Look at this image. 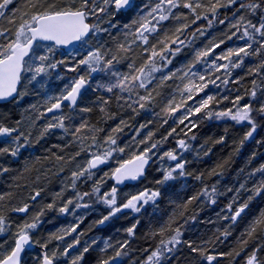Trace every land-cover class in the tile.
Segmentation results:
<instances>
[{
  "label": "snow or ice",
  "instance_id": "obj_1",
  "mask_svg": "<svg viewBox=\"0 0 264 264\" xmlns=\"http://www.w3.org/2000/svg\"><path fill=\"white\" fill-rule=\"evenodd\" d=\"M218 25L223 26L218 34L209 32ZM206 36L207 42L196 46ZM184 49H191V59L174 71L169 69ZM197 65H204L202 72ZM222 69L223 78L217 75ZM237 69L242 74L233 77ZM229 83L243 87V93L240 87L234 96L232 89L220 97L205 93L209 85L220 88ZM164 89L173 91L162 101ZM201 93L205 95L196 100ZM142 114L154 118L139 122ZM200 120L244 126L235 153L264 127V0H147L142 4L136 0H0V264H87L86 255L98 240L81 244L85 232L77 229L83 216L46 238L38 230L47 213L75 216L77 209L91 207L82 201L93 196L107 212L89 230L109 224L117 214L126 216L125 210L138 214L123 229L122 241H103L95 264H130L138 238L159 240L154 248L137 249L144 256L131 264H221L218 256L232 258L234 264L241 253L243 264H264V208L251 214L237 247L215 252L216 244L227 240L232 227L251 213L253 201L259 198L264 203V164L248 173L249 178L257 173L262 177L251 187L246 181L226 190L218 188L219 181L209 187L200 172L194 178L203 187L181 203L169 196L175 207L167 221L137 236L141 215L149 205L155 212L165 196L162 189L193 175L186 168L190 161L182 155L191 145L176 137L183 133L196 140ZM152 124L158 127L142 135ZM126 129L134 135L121 143ZM228 131L225 127V135L214 143L224 144ZM170 138L176 148L167 147ZM255 142L264 146L262 140ZM37 145L44 155L28 151ZM210 152L207 148L203 155ZM254 158L255 153L250 159ZM165 159L174 166L154 169L157 161ZM230 161L231 157L217 163L207 176L223 178ZM153 170L161 175L149 179ZM52 176L59 177L62 186L48 200L42 195L47 191L43 185L51 183ZM108 180L114 183L101 191ZM89 181L91 192H81L78 185ZM145 181L156 187L124 193L120 199V186ZM68 191L73 193L71 198L65 195ZM233 192L226 205L228 214H217L228 221L222 230L217 227L199 242L183 238L185 225L197 220L195 212L186 215L190 205L197 201L201 206L216 205L219 196Z\"/></svg>",
  "mask_w": 264,
  "mask_h": 264
},
{
  "label": "trees",
  "instance_id": "obj_2",
  "mask_svg": "<svg viewBox=\"0 0 264 264\" xmlns=\"http://www.w3.org/2000/svg\"><path fill=\"white\" fill-rule=\"evenodd\" d=\"M144 2H147V0H136V3L142 4ZM195 28V25L193 26V29ZM223 28L222 25H218L214 29H210L209 32L212 34H218L220 29ZM209 37H201L199 40H197L196 46H202L203 43L207 42V39ZM187 39H191L190 36L187 37ZM229 44L232 42L229 41ZM242 43V42H239ZM220 50L218 49L217 52ZM191 59V49H184L183 53L176 57V59L173 61L172 65H169L168 68L172 69L173 71L177 67L183 66L187 61ZM224 63V62H220ZM197 68L202 72L204 69V65H197ZM126 70V69H125ZM168 69H165V72H167ZM236 73H241V69H237L233 71V77L236 76ZM72 75V74H69ZM157 77H159L160 73L155 74ZM217 75L221 76L223 78L224 71L221 70L220 73H217ZM247 82V78L245 81H242L243 83ZM62 83V82H57ZM172 82L169 81V84ZM176 83H179V81H176ZM217 84H220V81H216ZM250 87V85H248ZM237 87H240L239 85H234L232 83H229V85L224 86L221 85L220 88H216L213 85H209V88L205 90V93L209 94H216L218 97L223 96L228 92L229 89H232V95L234 96L235 89ZM173 91V89H164L163 90V97L159 98L163 101L164 98L169 97L170 93ZM244 89L243 87H240V92L243 93ZM205 93H201L199 96H197L195 99L199 100L201 97L205 95ZM32 97H29L28 100H32ZM178 99V97H177ZM192 103V102H189ZM221 108L224 107V104L220 105ZM160 110V106L158 105L156 108V111L158 112ZM183 111V109H181ZM180 113H176V116L178 117ZM153 114H142L140 117H137V120L139 122H144L145 119H153ZM194 120H199L198 116L192 117ZM42 123L38 122L37 130L39 128V124ZM169 123L171 124L172 121L169 120ZM158 126L156 124L149 125L148 128H145L142 130V135L145 134L149 129L155 130ZM167 127V125H165ZM184 126L181 125L180 128H183ZM225 127H228L229 131L226 135L224 144H215L214 140L218 138L221 135H225L224 129ZM246 129L242 125H235L232 121H218V120H200L198 128L195 130L196 134V140H189L188 137H184L183 133H180L179 136L176 138H183L188 141V143L191 145V150L189 152L183 153V158H187L190 163L186 165V168L193 173L192 176H188L186 178H181L178 181L170 182L173 186L171 188L165 187L162 189V191L165 192V196L162 200L159 201V207L156 208L155 212H153V206L149 205L147 206V213H144L141 215V224L138 226L137 229V236L143 237L145 232L149 228L158 229L164 222L167 221L169 215H171L173 208L175 207V204H173L171 201H175V203H181L185 201L188 197L191 195L196 194L203 185L200 181L196 180L194 177L195 175H199L200 172L205 173V183L210 187L213 183L216 181H219L220 183L217 185L219 189L226 190L227 187H238L240 183L247 182V186L251 187L254 182H258L262 177L260 173H257L254 177L249 178L248 173L251 171H254L255 168L259 167L261 164H264V146H261L260 144H257L256 140H262L264 141V127L258 128L257 132L254 134V139L249 140L245 142V145L243 148L240 149L238 153L234 152L235 147L237 146V143L240 138H242L243 132ZM162 131V129H161ZM179 131V129H178ZM35 135V131H34ZM134 135V132L131 129H126L125 134L122 135L121 143L128 141L130 137ZM192 133H189V136H191ZM54 139V138H53ZM43 143V142H42ZM201 145H204V148H201ZM167 147L176 148L175 140H171L170 143L167 145ZM210 148L211 152L208 156H204L203 152L205 149ZM29 152H34L37 155H44L43 149L40 148L39 145H37L36 149H29ZM177 151L179 149L177 148ZM200 152L199 158L196 156V152ZM253 153H255V158L250 159L252 157ZM25 156L28 155V152L24 153ZM125 157H127V153L125 154ZM231 157V161L229 165L227 166L225 175L223 178L221 177H208L207 173L215 167L217 163H222L223 160L228 159ZM113 167L117 166L115 161H110ZM175 162L173 161H157V164L154 166L155 168H158L159 165H163L164 168H168L170 166H174ZM243 168L244 172H240V169ZM107 171V167L104 169ZM153 170L151 175L155 173L153 176H160L161 173L159 171ZM64 176H67L68 173H64ZM150 175V176H151ZM149 179H151L149 177ZM64 183H67L68 181H63ZM113 184L111 180H108L107 183L104 185V187L101 189L103 191L105 188H107L109 185ZM47 191L46 193H43L42 195H46L48 200L51 199V194L53 191H59L62 186V181L59 177L52 176L51 177V183H45L43 185ZM3 185L0 184V188H2ZM144 187H156L154 184L149 183L148 181H145L143 184L137 183L133 186L127 187L129 188H136V189H143ZM78 189L83 191H89L91 192V181H89L87 184H81L78 185ZM126 190V189H124ZM123 191V189H122ZM123 192L119 193V197L122 200L124 199ZM67 197L71 198L73 196V193L71 191L66 192L65 194ZM234 195L233 193H226V195L219 196L217 198V204L216 205H204L201 206V202L197 201L193 205L189 206V211L186 213L187 216L192 215L194 212L197 214V220L195 222L189 220L188 224L185 225L184 228V239L188 240H194L199 242L200 240L206 239L208 236H211L217 227H220L221 230L224 226L228 224V221H222L218 217V213L220 215H226L227 208L226 205L229 202V198ZM246 195V194H244ZM169 196H171V201L169 200ZM201 200H203V197H201ZM89 203L91 205L88 209H77L76 215L68 214V215H61L55 212L47 213L45 217H43V223L41 224L38 232L43 237H47V235L51 232H55L63 227H68L71 224L77 222V218L79 216L84 217V222L80 224L79 229H77V232L83 231L85 232V235L81 237V244L84 243V241L91 242L93 238L98 240V244L94 246V250H90V253L86 255L87 264H95L96 259L101 255L99 252V248L103 246V241L105 239H110L111 243H116L118 240H123L125 238V233L123 229L127 226H130L131 223L134 221L135 218H137L138 214L135 213V215L129 214V212L125 211L127 214L126 216L124 214H117L116 218H113V220L105 225V226H93L91 230H89V226L93 224V221L99 217L101 213H106L107 209L104 205L95 202V197H85L84 201L82 203ZM71 207V206H70ZM264 208V203L260 202L259 198H257L256 201H253V203L250 205L251 213L249 215L244 216L243 220H240L237 225H234L231 229L232 235L228 237L227 240H224L222 243L218 242L215 246V252H228L231 251L233 248L237 247L236 240L240 237V233L244 230L246 227V224L248 220L251 217V214H255L258 212L259 209ZM151 221V223H149ZM205 221V222H201ZM210 221H216V223H211ZM182 222V221H181ZM119 229V231H117ZM73 235H76V233H73ZM2 239V238H0ZM69 241H71L72 237H67ZM159 238L156 240L152 239H143L138 238L135 243L132 245L134 251L130 253V264L131 261H139L143 258L144 254L137 250L142 247H149L154 248L155 245L158 243ZM50 247H52L50 245ZM36 251H39L38 249ZM243 255L244 253H241L240 257L234 258V264H243ZM184 256H188V250L187 248L184 249ZM127 259V258H126ZM218 259L221 260V264H232V258L229 257H223L220 258L218 256ZM60 264H64L63 261L60 262Z\"/></svg>",
  "mask_w": 264,
  "mask_h": 264
},
{
  "label": "rangeland",
  "instance_id": "obj_3",
  "mask_svg": "<svg viewBox=\"0 0 264 264\" xmlns=\"http://www.w3.org/2000/svg\"><path fill=\"white\" fill-rule=\"evenodd\" d=\"M156 172V171H155ZM155 173H153L151 176H150V178L154 175ZM126 190H124L123 189V193L122 194H124V193H129V192H134V191H136V190H138V189H136V188H125ZM124 197V196H123ZM123 199V198H122ZM125 211H127V212H129V214H131V215H135V213H131L129 210H125Z\"/></svg>",
  "mask_w": 264,
  "mask_h": 264
},
{
  "label": "water",
  "instance_id": "obj_4",
  "mask_svg": "<svg viewBox=\"0 0 264 264\" xmlns=\"http://www.w3.org/2000/svg\"><path fill=\"white\" fill-rule=\"evenodd\" d=\"M102 167H104V169L106 168V166H102ZM112 183H114L113 181H112ZM137 183H139V182H126V184L128 185V187H130V186H133V185H135V184H137ZM122 189H124V188H127V187H125V186H120Z\"/></svg>",
  "mask_w": 264,
  "mask_h": 264
},
{
  "label": "bare ground",
  "instance_id": "obj_5",
  "mask_svg": "<svg viewBox=\"0 0 264 264\" xmlns=\"http://www.w3.org/2000/svg\"><path fill=\"white\" fill-rule=\"evenodd\" d=\"M125 189V188H124Z\"/></svg>",
  "mask_w": 264,
  "mask_h": 264
}]
</instances>
